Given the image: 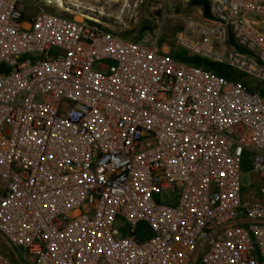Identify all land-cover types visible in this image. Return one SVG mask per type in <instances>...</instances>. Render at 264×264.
<instances>
[{
  "label": "built area",
  "instance_id": "obj_1",
  "mask_svg": "<svg viewBox=\"0 0 264 264\" xmlns=\"http://www.w3.org/2000/svg\"><path fill=\"white\" fill-rule=\"evenodd\" d=\"M206 3L183 43L224 74L0 0V237L34 264H264V0ZM244 152L260 183L246 200Z\"/></svg>",
  "mask_w": 264,
  "mask_h": 264
},
{
  "label": "rangeland",
  "instance_id": "obj_2",
  "mask_svg": "<svg viewBox=\"0 0 264 264\" xmlns=\"http://www.w3.org/2000/svg\"><path fill=\"white\" fill-rule=\"evenodd\" d=\"M25 16L34 15L41 7L55 11L68 17L82 20L87 14L94 19L99 27L111 30L123 37L151 42L157 40L164 50L170 53L184 52L186 56L197 55L183 43L184 40L195 41L198 36L191 32L189 22H199L208 17L206 0H64L65 8L60 9L53 3L45 5V0H22ZM58 47L52 46L49 54H58ZM199 56V55H197ZM38 52H29L22 59L36 60ZM206 69H212L211 59L203 56ZM110 66V59L97 60L93 68L101 73L107 70L99 67ZM217 66V64H216ZM216 66H213L216 69ZM223 66V65H222ZM225 67V66H223ZM260 88L264 85L259 84ZM251 158L244 152L240 160L241 196L243 200L251 195L260 196V183L257 174L251 172ZM156 202L175 204L177 194L174 192H158L152 194ZM126 222L121 215L115 219L114 226L122 235L126 234ZM137 235L141 238L151 236V230L145 221L137 225ZM0 252L19 264H32L27 260V252L22 247H12L0 237Z\"/></svg>",
  "mask_w": 264,
  "mask_h": 264
},
{
  "label": "trees",
  "instance_id": "obj_3",
  "mask_svg": "<svg viewBox=\"0 0 264 264\" xmlns=\"http://www.w3.org/2000/svg\"><path fill=\"white\" fill-rule=\"evenodd\" d=\"M172 56H174L175 58L177 59H180V60H184V61H187L191 64H195V65H202V66H206L204 61H203V57L201 56H197V55H193V56H186L184 54V52H177V53H170ZM212 64V69L218 73V74H224V70L225 68L221 65V64H218V63H215V62H210ZM217 64V66H216ZM213 66H216V69L213 68ZM262 92L264 93V88H262Z\"/></svg>",
  "mask_w": 264,
  "mask_h": 264
},
{
  "label": "bare ground",
  "instance_id": "obj_4",
  "mask_svg": "<svg viewBox=\"0 0 264 264\" xmlns=\"http://www.w3.org/2000/svg\"><path fill=\"white\" fill-rule=\"evenodd\" d=\"M45 2L53 3L56 7L60 8V9H64V10L67 9L68 10V8H65L66 5H65L64 0H45ZM82 16L87 17V18H92L91 16H89L87 14H82ZM190 44L195 46L194 43H190Z\"/></svg>",
  "mask_w": 264,
  "mask_h": 264
},
{
  "label": "crops",
  "instance_id": "obj_5",
  "mask_svg": "<svg viewBox=\"0 0 264 264\" xmlns=\"http://www.w3.org/2000/svg\"><path fill=\"white\" fill-rule=\"evenodd\" d=\"M5 241V240H4ZM6 242V241H5ZM27 260L28 261H30L32 264H34V258H33V256L32 255H30V254H28L27 253ZM15 264H19V263H17L16 262V260L15 261H13Z\"/></svg>",
  "mask_w": 264,
  "mask_h": 264
}]
</instances>
